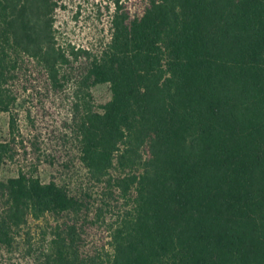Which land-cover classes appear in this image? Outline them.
Masks as SVG:
<instances>
[{
  "label": "trees",
  "instance_id": "trees-1",
  "mask_svg": "<svg viewBox=\"0 0 264 264\" xmlns=\"http://www.w3.org/2000/svg\"><path fill=\"white\" fill-rule=\"evenodd\" d=\"M104 1L0 0V264H264V0Z\"/></svg>",
  "mask_w": 264,
  "mask_h": 264
},
{
  "label": "rangeland",
  "instance_id": "rangeland-1",
  "mask_svg": "<svg viewBox=\"0 0 264 264\" xmlns=\"http://www.w3.org/2000/svg\"><path fill=\"white\" fill-rule=\"evenodd\" d=\"M59 2L62 6L56 14V27L60 43L69 42L80 47H96L106 38L108 26L104 0H59ZM93 93L97 100L103 102L110 96L106 84L94 86ZM57 104L59 107H56ZM33 115L45 141L53 136L52 130L56 126L60 128L62 120L68 117L67 108L64 102L60 104V101L46 111L34 109ZM8 119L9 114L0 111V139L6 138L8 134ZM5 173L8 174L7 171Z\"/></svg>",
  "mask_w": 264,
  "mask_h": 264
}]
</instances>
